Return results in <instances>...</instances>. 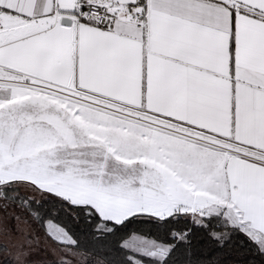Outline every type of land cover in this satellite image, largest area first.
I'll use <instances>...</instances> for the list:
<instances>
[{"label": "snow or ice", "instance_id": "obj_1", "mask_svg": "<svg viewBox=\"0 0 264 264\" xmlns=\"http://www.w3.org/2000/svg\"><path fill=\"white\" fill-rule=\"evenodd\" d=\"M0 264H264V0H0Z\"/></svg>", "mask_w": 264, "mask_h": 264}]
</instances>
